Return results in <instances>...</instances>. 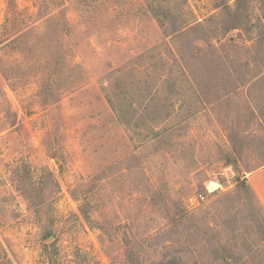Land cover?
I'll use <instances>...</instances> for the list:
<instances>
[{
    "label": "rangeland",
    "instance_id": "rangeland-1",
    "mask_svg": "<svg viewBox=\"0 0 264 264\" xmlns=\"http://www.w3.org/2000/svg\"><path fill=\"white\" fill-rule=\"evenodd\" d=\"M263 167L264 0H0V264H264Z\"/></svg>",
    "mask_w": 264,
    "mask_h": 264
},
{
    "label": "crops",
    "instance_id": "crops-1",
    "mask_svg": "<svg viewBox=\"0 0 264 264\" xmlns=\"http://www.w3.org/2000/svg\"><path fill=\"white\" fill-rule=\"evenodd\" d=\"M256 191L264 195V167L256 172Z\"/></svg>",
    "mask_w": 264,
    "mask_h": 264
},
{
    "label": "built area",
    "instance_id": "built-area-1",
    "mask_svg": "<svg viewBox=\"0 0 264 264\" xmlns=\"http://www.w3.org/2000/svg\"><path fill=\"white\" fill-rule=\"evenodd\" d=\"M199 197H201V198H202V196H199Z\"/></svg>",
    "mask_w": 264,
    "mask_h": 264
}]
</instances>
